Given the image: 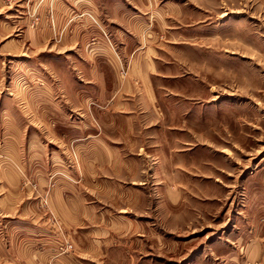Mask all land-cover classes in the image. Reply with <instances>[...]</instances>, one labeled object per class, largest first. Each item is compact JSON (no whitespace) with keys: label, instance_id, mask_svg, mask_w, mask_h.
Returning <instances> with one entry per match:
<instances>
[{"label":"rangeland","instance_id":"1","mask_svg":"<svg viewBox=\"0 0 264 264\" xmlns=\"http://www.w3.org/2000/svg\"><path fill=\"white\" fill-rule=\"evenodd\" d=\"M0 264H264V0H0Z\"/></svg>","mask_w":264,"mask_h":264},{"label":"crops","instance_id":"2","mask_svg":"<svg viewBox=\"0 0 264 264\" xmlns=\"http://www.w3.org/2000/svg\"><path fill=\"white\" fill-rule=\"evenodd\" d=\"M87 1H90V0H87ZM78 5H82V4L81 3L80 4L79 3L78 4L75 3V7L77 9H78ZM89 5H90V3H89ZM125 13H126V11L122 10V7H121V5H120V3L118 1L113 5V8L111 7V18L114 21L118 22V23H120L122 21V17L125 15ZM133 17H135V15L130 17V19H128L127 22L131 23ZM94 28H96V27H94ZM29 35H30V37L32 39V43L34 45H36L37 44L36 41L33 40L36 37V32L33 31V30H29ZM75 37H77V38L79 37V36H77V33L75 34ZM98 40H99V43H98L97 46L105 48V50H107L108 53H110L109 56L112 57L113 56V54H112L113 50L109 49V47L107 46L106 39L104 37H101V35H100Z\"/></svg>","mask_w":264,"mask_h":264}]
</instances>
